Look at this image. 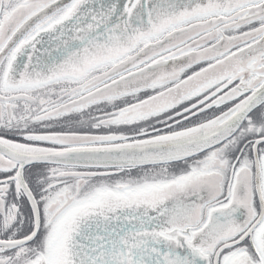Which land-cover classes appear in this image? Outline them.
<instances>
[{"label":"snow or ice","instance_id":"obj_1","mask_svg":"<svg viewBox=\"0 0 264 264\" xmlns=\"http://www.w3.org/2000/svg\"><path fill=\"white\" fill-rule=\"evenodd\" d=\"M0 264H264V0H0Z\"/></svg>","mask_w":264,"mask_h":264}]
</instances>
